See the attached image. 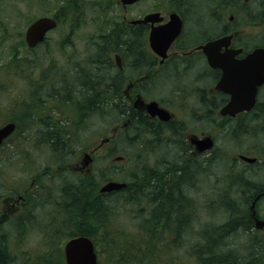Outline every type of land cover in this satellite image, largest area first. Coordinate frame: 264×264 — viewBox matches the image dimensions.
<instances>
[{"label": "flooded vegetation", "instance_id": "af4514ba", "mask_svg": "<svg viewBox=\"0 0 264 264\" xmlns=\"http://www.w3.org/2000/svg\"><path fill=\"white\" fill-rule=\"evenodd\" d=\"M143 1L144 0H138L128 4L126 1L123 2V0H115L117 14H114L108 19H104V17L99 21L100 25L98 24L97 27H94L100 34L96 38L92 35H85L81 44L83 47L81 48L75 46L73 41L63 43L69 46L72 53H70L69 56H64L58 61L65 62L66 67L64 70L73 73L72 75L74 76L75 74L77 75L79 73L82 75L86 71H89L87 70L88 65L96 61L98 66H95L94 70L89 72L91 76L94 75L98 78L101 76L100 72L108 68V61H110L112 65L110 68V78L112 80H118V83H113L109 86V97L112 99V103H114V101L117 102V112L120 114L119 118L122 121L120 122V131H123L127 126V124H125L126 122L129 123V120L125 118L124 115L128 113V110H132L135 115H141L149 121V125L155 128L156 132H158L157 135H160V139H162V130L167 128L168 131H163L164 134L168 136V140H171L170 143L177 144V148L182 152V157H186L188 153H191L190 156L196 157V162L199 163L202 168L203 166L210 167L212 161H216L222 157H232L233 164L229 166V169H226L228 175L222 177L216 176L221 180L225 177H229V180L223 183H226L224 186L225 188L221 189L220 193V188L207 193L216 198L211 199V204H209L210 209L216 211L217 205H219V209L224 210V220L228 222L230 212L223 207L224 204L220 202V199H228L227 203L230 204V206L238 205L242 214L237 217L235 216L233 219H243L239 224L244 226V223H246L247 226L240 230L238 234L245 241V244L248 245L247 248L251 247L252 240L256 245L254 251L250 248L247 257L242 263L260 264L259 258L264 259V183L254 182L253 176L257 173V175L260 173L264 175V155L254 152V154L250 156L254 150L251 145L248 146L249 148L246 152H237L234 155L221 154V147L218 144L219 139L222 140L223 136H213L211 133L207 134L206 131L211 130L216 133L219 131L221 133L222 129H226L223 141L227 142L236 138H240L238 142L249 141L253 140L254 137L256 138V136L264 139V82L256 86L254 103L248 110L235 112L234 114H222L221 111L225 108L227 103L231 101L232 95L223 90L216 89L218 82L222 78L224 69L217 66H210L202 47L210 41H221L217 44L218 46L215 49V53L211 54L218 56L215 63L218 61L217 64H224L223 62L225 61L226 65L229 62H240L255 49H263L264 36L261 41L257 42L250 40L251 37H242V34L237 30V25L233 22V18L235 17L234 15L239 13L247 15L246 17L249 18L256 17L259 14L263 16L264 0H257L255 4H251V0H220L217 8L213 11V8H211L204 16L211 17L212 21L217 24L221 22V26L218 27L213 34L205 35L208 37H204L202 40L192 43H189L191 38L186 40V19L199 12L196 11L197 4H195V2L201 0H161V3L158 4L156 3L157 0H155L151 5V12L134 14L133 10L138 8ZM3 2H5V0H0V6L3 5ZM23 2L27 8L35 10L36 7L41 11V14L37 16V18L49 17L55 20L57 26L54 30L57 28L62 30L65 29L71 39H76L79 33L82 34L81 30L85 28V26L81 25L83 22L82 18H85L87 9L92 7L91 0H24ZM46 2L52 3L48 6H40V3ZM111 3H113V0ZM96 5L99 6L103 4L101 1H98ZM105 6L108 8V0H106ZM2 7L3 6H1V8ZM103 12L105 11L100 9V13ZM149 15H151L150 20L145 21V17ZM200 16L201 15H197V17ZM89 18L92 20V17ZM34 20H29L22 28V31H18L17 36V41L21 45V51H25L27 55L33 56L32 59H29V56L17 57L16 54L12 61H16L14 64L20 67L21 72L27 68L28 62L32 61L36 65L38 71L36 75L32 72L26 73V92L36 94L37 98L43 95L52 99V94L55 92L52 91L49 93L47 91L44 93L43 88L45 83L40 80H45L44 71L42 74L39 72V65L43 59L40 58L39 55H33L35 53L33 51H35L39 45L45 44L47 35L52 30L46 33V37L41 43L37 44L32 49L28 48L25 44V32ZM177 22L180 28L177 34L172 36L174 26ZM4 23L5 19H1L0 17V27L3 26ZM154 29H164L165 31L158 34L152 48L149 42V36L150 32ZM0 32L2 33V37L0 38L1 43L5 42L8 44V48L11 47V45H15L13 37L14 27L13 29L3 27L0 29ZM121 32L123 34L127 32L131 35L128 38L132 40L135 48L138 47L137 51L140 49L139 53H142V55H135L133 59L128 58L126 53L127 49L125 48L114 50L110 55L108 54L109 51L105 50L103 52L104 56H102L108 61L99 58L100 55H98V50L102 45V43L99 42L100 38L110 33L119 34ZM189 34L193 37L195 32H189ZM14 48L16 50L20 49V47L17 46H14ZM47 64L49 66L47 69L49 74L60 70V68H55L58 66L56 59H48ZM140 64H143V66L140 67ZM186 77H190L189 84L182 83V80ZM155 80L160 81L157 86L155 85ZM171 80L174 82L173 88L167 91V88L164 90V98L162 97V100L159 99L161 103L155 100L158 104L156 106L159 107V111L156 110L157 107L155 105L154 108H152L155 110L148 111V105L152 101L144 99L143 97H151L150 95L153 94L155 88L159 87L163 82L169 83ZM206 81H208L209 85H205ZM142 83L145 84L143 85ZM160 89L162 90L161 87ZM191 92H193V94H189ZM243 95L245 96V94ZM190 96L194 97L192 105H189ZM26 99L30 101L35 100V98L33 99L29 94L26 95ZM241 102H244L243 98ZM52 103L53 107L57 109L56 106H59V104H57L56 100L54 102L52 101ZM145 109L150 113L149 115L146 114L147 112ZM137 130L138 129L135 130V128H133L130 134L138 140L140 138V133ZM188 130H196L201 133L200 135L190 134L191 136H185V139L183 136L186 135V131ZM35 139H38V136H36ZM153 139L155 140L156 138L153 136ZM207 139L210 140L211 148L205 149L204 142ZM231 142L235 143V145L237 143L234 141ZM77 157H75V159L78 160L74 163V166L66 162L64 168L67 171L71 170L79 175H86L89 169L86 167L88 162L82 159L84 153H81L80 156ZM187 158L188 157H186V159ZM52 166L53 170L56 169L58 173L62 171L59 161H52ZM247 175L249 176L245 177ZM263 175L260 174V176ZM237 181L240 186H243H238V196L235 199H231L228 197L226 191L230 189L233 183H237ZM37 183L38 178L31 179L30 186L27 185V190L29 191L27 193V198L19 196L18 200L13 201L12 206L11 204L9 205L7 210L10 218L8 220L15 219L16 216L19 215V207L16 206L19 200H21V204L24 207H29V193L32 192V194H30L31 198L33 194H36L34 189H36ZM58 205L59 203L53 202V209ZM51 215L52 218L47 220V222L53 225L58 222V213L57 211H53ZM257 224L259 226H257ZM201 253L204 252L201 251ZM202 259L205 260L204 255Z\"/></svg>", "mask_w": 264, "mask_h": 264}, {"label": "rangeland", "instance_id": "374dc122", "mask_svg": "<svg viewBox=\"0 0 264 264\" xmlns=\"http://www.w3.org/2000/svg\"><path fill=\"white\" fill-rule=\"evenodd\" d=\"M23 1L5 0V2H3V5H1L3 7L1 8L0 6V17L1 19H5V23L0 27V29H2L3 27L13 29L14 27L13 37L15 41V45H11V47L9 48L8 44H6L5 42H0V124H5L8 121V118L11 117H15L19 122L23 123V110L34 112L38 114V116L39 114L42 115L40 117H44L46 116V114L53 113V111H59V114L61 113L64 116H69L71 117V119H75L78 112L72 107L73 101H71L72 104L71 106H69L66 104H62V100H60L61 104H59V106H56L57 109H55L53 107L52 99H49L48 96L42 95L38 96V98H41L43 100L41 101V104L45 105L44 100L47 99L48 101L46 102H48L49 105L43 106L42 109H40L39 100L36 97V94L26 92V73L32 72L34 73V75H36L38 71L36 65L32 61H29L27 68L22 70L23 75H21L20 69H18L19 75H14L15 69L12 68V64H14L16 61H13L12 63V59L16 54L17 57L29 56V59H32L33 57L31 55H27L25 51H21V45L17 41L18 31L21 32L22 28L26 25L27 22H29V20H34L41 14V11L36 7L35 10H33L32 8H27ZM98 1H101L103 5L97 6L96 3H98ZM111 1L112 0H108L107 8L105 6L106 0H91L92 7L87 9L85 18H82L83 22L81 25L85 26V28L81 30L82 34L79 33L76 39H71L65 29L62 30L59 28L47 35L45 44L39 45L37 49L33 51L35 52L33 55H39V57L43 59V61L40 62L39 65V72L41 74L44 71V74L47 73L49 75V72L47 71L49 67L47 64V60L56 59L58 66H56L55 68H60V72H52L51 77L58 74L61 75L66 67V63L60 62L58 60L63 58L64 56H69V54L72 53L69 46L64 45L63 43L73 41L75 46L81 48L83 47L81 44L84 40L85 35H92L94 38H96L100 33L99 31L95 30L94 27H97L98 24L100 25L99 21L104 17V19H108L114 14H117V6L115 0H113V3H111ZM153 1L155 0H144L138 8L133 10V13L145 14L151 12V5L153 4ZM256 1L257 0H253L251 4L257 3ZM219 2L220 0H201L199 2H195V4H197L196 11L199 12L196 15L194 14L191 17L187 18L185 24L187 39L191 38L190 40L188 39L190 41L189 43L200 41L204 37H208L205 35L213 34L218 29V27L221 26V22L217 24L212 21L211 17L207 16V18L206 16H203V14L205 15L208 11L211 10V8H213L212 11L215 10ZM51 3L52 2L40 3V6H48ZM156 3H161V0H157ZM100 9L104 10L105 12L100 13ZM197 15L201 16L197 17ZM234 16L236 17L239 24H237V28L239 30V33L242 34V37H251L250 40L255 42L262 40L264 36V24H262L259 19H244V17H246L247 15L241 13ZM89 17H92V20ZM213 26L215 28H213ZM189 32H195L193 37L189 35ZM1 37L2 33L0 32V38ZM14 46L20 47V49L16 50ZM189 80L190 77H186L184 80H182V83L189 84ZM158 83H160V81L155 80L156 86ZM173 85L174 82H172V80L169 81V83L163 82V84H160L159 87L155 88L153 94L150 95L151 97H153V99L149 98L148 100H156L160 102V100L164 98V90L166 88V91L170 90L171 88H173ZM205 85H209L208 81L205 82ZM160 87L162 88V90L160 89ZM27 94L33 97V99L35 98V100H31L32 108L29 107L31 109L30 111L25 106V102L27 103L29 101L21 100V97L24 95L26 98ZM189 94H193V92ZM193 98V96L189 97V105H192V103L194 102ZM100 117L102 116H99L98 119L94 121V124H92V120H88L87 123L89 124L86 126L83 125L77 128L75 125L71 124L64 129V137H66L67 140H70V138L72 139L70 141V146L74 149L72 156L67 157L64 162H67L69 163V165L71 164V166H74V163L78 160H76L75 157L80 156L81 153H93L91 155L92 162L90 164L89 173L97 174L103 169L106 175L110 174V181H123V177H126L127 179L130 178V170L137 167V164L141 168L146 167V165H151L157 166L159 167V169H162L164 167L163 162L167 163L170 162V160L174 161L172 158H170L173 156V151H170L171 148H175L173 150L176 152L177 156H179V148H177L175 144H165L164 142L157 143V141H155L151 135H148L147 138L144 139V142L151 145L154 144L156 146L150 147V149H145V152L142 151L141 157H133V154L135 155L136 153V150H134L133 148L130 150L123 144H118L116 142L113 144L111 143L112 140H115V137H121V119H118L114 116H105L103 118ZM36 122L37 121L32 120V122H29L26 131L25 129H18L16 134H14L6 142L0 145V233H4L7 235V256L14 260L13 264H21L22 255L26 254L27 251L31 252V257H33L32 259L35 261L40 252L47 249L48 244L55 243L58 245V243L62 242L63 240V233H60L59 230H56L54 229V227H52L54 225L56 226V224L50 225V223L47 222V220H50L52 218L51 213L53 211H57L59 214V210H56V208L53 209L54 206L53 202L50 201V193H47L46 196V191H40V193L38 194L39 196L37 197L40 199H38L39 202L34 199L32 200L30 196L32 192H30L28 199L29 207H24L21 204V200H19L20 202L18 201L19 203L17 202L16 204V206L19 207V215H17L15 219L6 220L10 218L7 210L9 208V205L11 204L12 206L13 201L18 200L19 196H24L25 198H27V193L29 192L27 190V184L28 186H30L33 176L38 178L39 182L42 183H46L49 180L50 182H52L54 179L56 180L60 177V173H58L56 169L53 170V166L55 167V165L53 164L52 166L51 154L48 149L42 146H37L38 139H35L33 144H31V142H29L28 144L26 143L27 137H30L33 133H36L37 131L39 132L40 130L44 129V125ZM116 128L118 129L117 134H113L112 132ZM27 131L29 132L27 133ZM218 132L216 133L215 131L211 130L206 131L207 134L211 133L213 136L218 137L219 135H221L224 137L226 129H222L221 133L219 132V134ZM25 133L27 135L26 137L24 136ZM200 133L201 132L196 130H188L186 131V135H184L183 137L186 139L185 136H189L190 134L200 135ZM111 134L115 137L112 140L108 141V139L112 137ZM223 137L222 140L219 139L218 144L221 147V154L234 155L237 152H246V150L249 148L248 146L251 145L254 150L250 156H252L254 152L264 155V139L259 136H256V138L254 137L253 140L241 142H238L240 138L230 140L229 142L223 141ZM231 141L237 142L236 145ZM172 145H175V147ZM26 147L27 149H29V154L26 157H21L19 153L23 148L26 149ZM114 147H116L114 151H110V148ZM122 154H124L125 157H122ZM190 155L191 153H188V155L186 156L188 157L187 159L192 163H197L196 157H192ZM119 156L122 157V160H116V158ZM174 159L176 160L178 159V157H174ZM197 164L199 165V163ZM232 164V157H222L216 161H212V165L210 167H201V174H198V170L195 171V176H193V178L190 180L191 185L193 184L192 186L190 185V187L182 188V200L183 202H185L186 208L182 209L181 207L180 209L173 212V214L179 213L182 217V212L185 210V212L187 213V209L191 208V211H189L191 222L189 221V225L187 227L188 229L186 232L183 231L181 235H178V237L174 235L172 236V238H175V243L172 252L169 254V257L173 259H171L168 263L164 262V248H161L162 253L157 258V264H203V262L205 264V261L203 259H201V261L199 260L198 262V254L196 253V242L201 241L199 240V238L201 239L200 231L205 227H210L209 225H213V228L217 230L219 228L218 225L220 226V224L224 223L225 221L223 217L224 211L223 209H219V205H217L216 211L210 209L209 204H211V199H214V197L210 196V194L207 193H210L218 188H220V193L221 189L225 188L224 186L226 185V183H223L228 181L229 177H225L221 180L216 176H227L228 172L226 169H229V166H231ZM47 168L49 169L45 170ZM50 168H52V170ZM45 172H47L46 175L44 174ZM67 172L69 173H66L65 180L70 182L74 181L77 174H74L71 170H68ZM260 174L263 175V173ZM260 174L258 175V178L257 174L253 176V180L256 183H264V175L260 176ZM44 177L49 180H44ZM97 177L100 176L97 175ZM245 177H248V175ZM102 185H104V182L99 185L98 191L102 187ZM234 189L235 188L226 191L228 197L231 199H235L237 197V195L234 193ZM53 195L55 197H58L56 190L53 191ZM43 197H46L47 200H41ZM121 205L122 204H118V207L116 209L120 210ZM154 208L152 210H154ZM134 213L135 211L132 208L122 207V210L119 212V219H117L116 222L122 227L128 229V231L133 234V236L135 237L134 240L137 241V244H141L142 247H145L148 242L146 238L149 237L142 231L138 230L136 225L140 222L141 216L138 212L135 214ZM4 214H7V216H3ZM19 217H22L24 223L26 222V224H24L23 222L19 223ZM50 233L55 234L53 236H50ZM168 236L169 239L171 236ZM212 238H214V235H212ZM64 240L66 241L67 239ZM157 241L159 242L160 240L157 238ZM157 245L159 244L157 243ZM239 246L240 243L238 241L236 242V245H232L231 247L235 250V253L238 256H241L242 252L239 250V248L247 249L246 247L248 245L245 244V241L243 240L241 242V246ZM105 257L106 255L101 253V255H99L98 262L100 260L102 264H108V262L104 261ZM259 260L260 264H264V259L259 258ZM63 262L65 264L64 256Z\"/></svg>", "mask_w": 264, "mask_h": 264}, {"label": "trees", "instance_id": "16d2710c", "mask_svg": "<svg viewBox=\"0 0 264 264\" xmlns=\"http://www.w3.org/2000/svg\"><path fill=\"white\" fill-rule=\"evenodd\" d=\"M248 18L249 17H244V19ZM253 19H259L260 22L264 24V14L263 16L259 14L253 17ZM235 21L237 22L236 17L233 18V22L235 25L238 24V22L236 23ZM124 34L122 32L119 34L110 33L101 37L99 42L102 43V45L98 50V55H100L99 58L106 61L107 59L103 57V52L105 50L109 51L108 54L110 55L114 50L125 48L127 49L126 53L128 58L133 59L135 55H142V53H139L140 49L137 51L138 47L135 48L132 40L128 38L131 35L127 32ZM95 66H98V64L96 61H93L92 64L88 65L87 70L93 71ZM139 66L142 67L143 64ZM111 67L112 65L110 61H108L109 69H103L100 72L101 76L99 78L94 75L91 76V73L86 70L84 74L81 75L78 73L77 75L75 74V76L72 75L73 73L63 70L61 75L58 74L51 77V74L48 75L46 73L44 76L45 80L40 79L45 83L43 88L44 93L47 91L49 93L52 91L55 92L52 94L53 98L51 97L53 102L56 100L57 104H61L60 100H62V104L71 106V101H73L72 107L78 112L75 119H71V117L64 116L61 113L59 114V111H53V113L40 117L42 115L39 114L38 116V114L34 112L25 110H23L22 115L24 119L23 123L19 122L15 117L8 118V122H13L15 124L13 135L16 134L18 129H25L26 131L29 122H32V120L44 125V129L27 137L26 143H33L36 136H38L37 146L48 149L51 154V160L59 161L62 170L59 174L60 177L56 180L52 179V182L45 177L44 180H49L46 183L39 182L38 180L36 189H34L36 194L32 195V200L38 201L39 198L37 196H39L38 194L40 191H46V196L47 193H50V201L59 203L56 207V210H59L58 222L55 223L56 226L54 225L52 227L59 230L60 233H63V240L59 242L58 245L55 243L48 244L47 249L40 252L35 261L32 259L33 257H31V252L27 251L26 254L22 255L21 264H64L61 247L65 242L64 239L80 236L89 238L97 251L98 258L99 255L103 253L106 255L104 261L108 262V264H157V258L162 253L161 248H164L163 260L168 263L173 259L169 257L175 243V238H172V236L178 237V235H181L183 231L186 232L188 229L187 227L191 218L189 211H191V208L187 209V213L184 210L182 212V217L179 213L173 214V212L181 207L182 209L186 208L185 202L182 200L183 195L181 190H183L182 188L190 187V180L195 176L196 170L199 171L198 174H201V167L197 163H192L186 159V157H182V152L179 149V156H177L176 152L173 150L175 148H171L170 151H173V156L170 158L174 161L170 160V162L167 163L163 162L164 167L162 169L151 165H146V167L141 168L137 164V167L130 170L131 175L129 176L130 178L128 177L129 179L123 177V181H119L124 183L125 187L118 191L99 193V185L111 180L110 174L106 175L103 169L97 174L88 173L86 175H77L75 176V180L71 182L65 180L66 173L69 172L64 168V164L66 163L64 161L67 157L72 156L74 149L70 146V141L72 139L70 138V140H67V138L64 137V129L71 124L75 125L77 128L83 125L86 126L89 124L87 123L88 120H92V124H94V121H96L99 116H102L100 118L114 116L120 119V114L117 112V102L114 101V103H112V99L109 97V86L113 83H118V80H112L110 78ZM12 68L15 69L14 75L18 76V69H20V67L16 64H12ZM57 72H60V70H57ZM21 75H23L22 72ZM142 84L144 85L145 83ZM21 100L29 101L27 103L25 102V106L30 111V108H32L31 102L33 100L30 101L26 99L24 95L21 97ZM38 100L40 109H42L43 106L49 105V103L46 102L48 101L47 99L44 100L45 105L41 104V101H43L41 98H38ZM127 112L128 113L125 114L124 117L129 120V123L127 122V126L123 129L121 137L117 136L115 140L111 141L112 144L116 142L125 145L130 150L133 148L136 150L133 157H141L142 151L145 152V149L156 146L144 142V139L147 138L148 135L154 136L157 143H170L171 140H168V136L163 132L168 131L167 128L162 130V139H160V135H157L158 132L149 125V121L145 117L135 115L132 110H128ZM133 128H135V130L138 129L137 131L140 133L139 140L130 134ZM28 132L29 131H27V133ZM135 133L138 134L137 132ZM24 136H27L26 133ZM8 139H6L5 142ZM175 145L177 146V144ZM175 145L172 146L175 147ZM115 148L116 147L110 148V151H114ZM19 154L21 157H26L29 154V149H27V147L26 149L23 148ZM122 157H125V155L122 154ZM174 157H178V159L175 160ZM48 169L49 168L45 170ZM50 169L52 170V168ZM46 173L47 172L44 174L46 175ZM97 175L100 177H97ZM32 178L34 179L36 177L33 176ZM238 186L240 185L237 181V183H233L230 187V190L235 188L234 193L236 195L238 193ZM54 190L57 191L58 197L53 195ZM41 200H47V198L43 197ZM220 202L223 203V207L230 212L229 220L228 222L225 221V224H220L217 230L213 228V225H209L210 227H205L200 231L201 241L196 242L198 262L199 260L201 261L204 255L205 260H203L205 264H243L242 262L247 257L250 248L254 251L256 245L252 240L250 248H239L242 252L241 256L235 253V250L231 246L236 245L238 241L241 246L243 239L238 235V232L245 228L246 223H244L245 225L243 226L239 224L243 219H233L235 216L237 217L242 214L238 205L230 206L226 198L220 199ZM118 204H122L120 210L116 209ZM122 207H130L135 213L138 212L141 216L140 222L135 225L138 230L149 237L146 238L148 242L145 247H142L141 244H137L133 234L116 222V220L119 219V212L122 210ZM153 208L154 210H152ZM18 221L19 223H24L22 217L18 218ZM24 224H26V222ZM54 234L55 233H50V236ZM168 235L171 236L169 239ZM212 235H214V238H212ZM6 238V234L0 233V264H13L14 260L7 256ZM157 238L160 240L159 242ZM157 243L159 245H157ZM201 251L204 253H201ZM98 264H102V262L99 260Z\"/></svg>", "mask_w": 264, "mask_h": 264}, {"label": "water", "instance_id": "95a60500", "mask_svg": "<svg viewBox=\"0 0 264 264\" xmlns=\"http://www.w3.org/2000/svg\"><path fill=\"white\" fill-rule=\"evenodd\" d=\"M124 1L131 4L138 0H123V2ZM150 17L151 15L146 16L144 20H150ZM55 26L56 22L50 18H40L33 22L26 30L25 34L28 46L33 47L35 44L41 42L45 33ZM179 28L180 25L177 22L174 26L172 36L177 34ZM163 31L165 30L154 29L150 32L149 42L152 48L158 34ZM219 42L221 41L216 40L208 42L202 47V50L205 52L210 66H217L224 69L222 78L217 84L216 89L229 93L232 95V98L223 109L222 113L234 114L235 112L248 110L253 105L256 86L264 82V49H255L240 62H229L226 65V62L224 61V64H217L218 61L215 63V60L218 56H214L211 53H215V49ZM243 94H245V96ZM242 98L244 99V102H241ZM154 105V103H150L148 105V111L155 110L152 109L154 108ZM13 129V124H7L0 128V143L12 132ZM204 144L206 148L210 146L208 140H206ZM119 159L120 158H116V160ZM124 186L125 184L123 183L107 182L99 189V192L109 193L120 190L124 188ZM257 226L259 225L257 224ZM63 256L65 264H97L93 244L90 239L86 237L72 238L66 242L63 247Z\"/></svg>", "mask_w": 264, "mask_h": 264}, {"label": "bare ground", "instance_id": "6f19581e", "mask_svg": "<svg viewBox=\"0 0 264 264\" xmlns=\"http://www.w3.org/2000/svg\"><path fill=\"white\" fill-rule=\"evenodd\" d=\"M215 5H217V4H215ZM182 7H183V6H182ZM216 8H217V7H216ZM183 9H184V8H183ZM183 9H182V10H183ZM256 9H258V8H256ZM261 10H262V9H261ZM185 11H186V10H185ZM186 12H187V11H186ZM184 15H185V14H184ZM203 16H204V14H203ZM79 17H81V16H79ZM190 17H191V16H190ZM254 17H255V16H254ZM72 19H73V18H72ZM217 19H219V18H217ZM220 20H221V19H220ZM220 20H219V21H220ZM71 21H72V20H71ZM192 21H193V20H192ZM64 23H65V22H64ZM188 23H189V22H188ZM213 27H214V26H213ZM197 28H198V27H197ZM115 29H116V28H115ZM197 30H198V29H197ZM203 31H204V30H203ZM190 34H191V33H190ZM190 34H189V35H190ZM188 39H189V38H188ZM188 39H186V40H188ZM103 43H104V42H103ZM186 43H187V42H186ZM85 53H86V52H85ZM93 53H94V52H93ZM88 55H90V54H88ZM83 58H84V57H83ZM87 60H88V58H87ZM75 61H76V60H75ZM79 63H80V62H79ZM79 63H78V64H79ZM76 64H77V63H76ZM80 64H81V63H80ZM85 66H86V64H85ZM25 119H26V118H25ZM54 163H55V162H54ZM251 168H252V167H251ZM252 170H253V168H252ZM251 174H252V173H251ZM257 174H258V173H257ZM248 176H249V175H248ZM257 178H258V175H257ZM256 181H257V180H256ZM254 182H255V181H254ZM9 231H11V230H9ZM192 232H193V231H192ZM25 234H26V233H25ZM195 236H196V235H195ZM187 237H188V236H187ZM190 237H191V236H190ZM190 237H189V238H190ZM195 240H196V239H195ZM199 240H200V238H199ZM183 244H184V243H183ZM178 247H179V246H178Z\"/></svg>", "mask_w": 264, "mask_h": 264}]
</instances>
